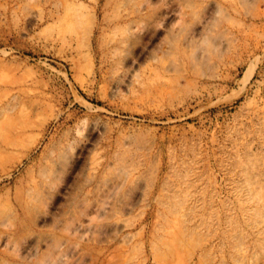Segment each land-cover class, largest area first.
Listing matches in <instances>:
<instances>
[{
	"label": "rangeland",
	"instance_id": "rangeland-1",
	"mask_svg": "<svg viewBox=\"0 0 264 264\" xmlns=\"http://www.w3.org/2000/svg\"><path fill=\"white\" fill-rule=\"evenodd\" d=\"M0 264H264V0H0Z\"/></svg>",
	"mask_w": 264,
	"mask_h": 264
},
{
	"label": "bare ground",
	"instance_id": "bare-ground-1",
	"mask_svg": "<svg viewBox=\"0 0 264 264\" xmlns=\"http://www.w3.org/2000/svg\"><path fill=\"white\" fill-rule=\"evenodd\" d=\"M76 15V14H75ZM88 16H86V14H84L83 12H79L77 14V19L75 21V27H74V33H77V30H76V27H80L81 25H83L84 22H86V20L88 21H91L92 19V16L91 17H88V19L86 18ZM94 25V23H93ZM94 33V28L93 26L88 30V27L85 29V33H83V37L81 39V42H83L87 47H88V55H89V58H91L92 56V49H93V41H92V35ZM75 38V37H74ZM78 43L80 42L79 41V38L77 39ZM124 41H119V43H123ZM120 49L119 45H115V48L113 50L114 54H116L118 52V50ZM79 62H77L78 64ZM20 141L16 138V139H12L11 141H8L6 144H5V147L3 148L4 150V153H7L11 150H13L14 148L18 147L20 145L19 143ZM11 153V152H10ZM6 155V154H5ZM96 170V167H93L92 168V171H95Z\"/></svg>",
	"mask_w": 264,
	"mask_h": 264
}]
</instances>
